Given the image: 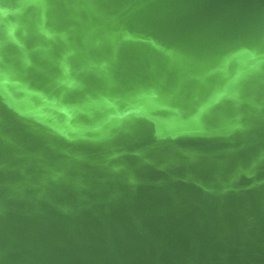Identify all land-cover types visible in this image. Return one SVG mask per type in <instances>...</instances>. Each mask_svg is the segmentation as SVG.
I'll return each mask as SVG.
<instances>
[{
  "label": "water",
  "instance_id": "water-1",
  "mask_svg": "<svg viewBox=\"0 0 264 264\" xmlns=\"http://www.w3.org/2000/svg\"><path fill=\"white\" fill-rule=\"evenodd\" d=\"M0 264H264V0H0Z\"/></svg>",
  "mask_w": 264,
  "mask_h": 264
}]
</instances>
